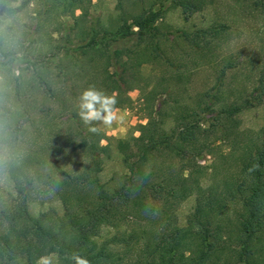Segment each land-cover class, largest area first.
Instances as JSON below:
<instances>
[{
	"label": "rangeland",
	"instance_id": "obj_1",
	"mask_svg": "<svg viewBox=\"0 0 264 264\" xmlns=\"http://www.w3.org/2000/svg\"><path fill=\"white\" fill-rule=\"evenodd\" d=\"M5 4L0 1V212L23 193L32 214L64 215L66 204L52 177L61 179L64 171L77 178L92 162L90 152L79 145L87 130H98L104 136L100 146H108V151H98L100 183L107 189L119 186L128 169L118 140L134 144L153 103L167 133L176 126L174 112L184 114L185 107L207 130L202 138L209 153L200 161L206 166L200 175L206 190L222 193L238 179L244 151L231 147L223 130L226 126L232 133L235 127L248 141L264 127V0H84L85 12L75 8L73 14L53 10L51 0ZM143 9L162 12L157 21L163 52L159 62L145 63L141 72L134 67L124 72V59L115 51L137 47V35L106 39L96 50L80 46L92 27L102 37L118 27L122 15L131 20ZM76 16H81L79 24ZM108 71L126 79L125 93L116 98L119 119L110 126L85 124L78 108L84 89L95 86L117 94L105 79ZM143 86L157 91L150 96ZM235 103L242 107L233 117L223 112ZM190 158L161 152L152 165L159 179L170 167L178 171L192 165ZM82 188L70 191L79 192L84 202L96 197L97 185ZM197 198L194 193L175 207L172 215L180 226L188 225ZM72 203L73 208L80 205L79 200ZM241 210L239 202L231 201L216 219L232 228ZM117 215L112 225L101 228L99 239L124 237L113 248L117 264H130L142 255V231H158L162 222H150L149 213ZM154 215L156 219L160 212ZM6 229L7 222L0 219V232Z\"/></svg>",
	"mask_w": 264,
	"mask_h": 264
},
{
	"label": "trees",
	"instance_id": "obj_2",
	"mask_svg": "<svg viewBox=\"0 0 264 264\" xmlns=\"http://www.w3.org/2000/svg\"><path fill=\"white\" fill-rule=\"evenodd\" d=\"M0 1L6 6V0ZM51 1L53 10L61 9L63 13L73 14L75 8H82L84 12L87 9L82 6L84 0ZM161 14V10L143 9L133 14L131 20L122 15L118 27L105 31L102 37L101 31L92 27L85 33L87 42L80 46L96 50L106 39L118 41L137 35V47L118 49L115 55L124 59L125 73L130 67L141 72L145 63L162 59L160 27L157 25ZM80 18L76 16L77 24ZM65 53L69 54V49ZM105 79L111 84V92H117L116 98L125 93L122 83H126V79L119 76L118 71H108ZM145 86L142 88L145 94L156 93V86L150 90ZM241 107L235 103L223 112L233 117ZM150 108L148 122L140 126V135L133 137L134 144L130 140H118L128 169L119 186L107 189L100 183L103 163L98 151L106 152L108 146H100L104 136L98 130H87L79 145L90 152L92 162L85 164V171L77 178L64 171L61 179L52 177V185L62 193L66 204L64 215L60 216L56 211L32 214L23 193L21 199L2 208L0 219L7 222V229L0 232V264H37L40 256L50 253L58 255V264H73L70 259L73 253L86 257L89 264H117L113 245L125 238H99L101 228L112 225L118 213L136 217L149 213L152 215L147 217L150 222H162L158 231H142V255L130 264H264V127L253 137L249 136L248 141H244L246 138H242L239 129L234 127L231 133L224 127V138L232 139L233 148L242 146L244 153L238 179L218 193L214 188L206 190L200 181L202 170L206 168L200 161L209 150L202 138L207 130L199 120L193 121L194 110L185 107L184 114L174 112L176 126L172 133H167L154 103ZM94 135L97 139L91 140ZM161 152L182 159L190 156L194 162L184 164L178 171L170 167L167 174L165 172L166 175L158 179L152 160ZM85 183L98 186L92 201L84 202L79 192L70 191L83 189ZM194 193L198 196L196 208L188 218V225L182 227L174 219L173 211ZM75 200H79L80 205L73 208L71 205ZM231 201L242 206L232 228L216 219ZM158 202L160 206H157ZM156 210L160 216L154 219Z\"/></svg>",
	"mask_w": 264,
	"mask_h": 264
},
{
	"label": "clouds",
	"instance_id": "obj_3",
	"mask_svg": "<svg viewBox=\"0 0 264 264\" xmlns=\"http://www.w3.org/2000/svg\"><path fill=\"white\" fill-rule=\"evenodd\" d=\"M116 104V97L108 94L106 90L95 86L88 87L79 96V115L85 124L100 122L110 126L119 119L115 110ZM70 259L73 264H89L88 259L79 253H73ZM37 264H58V257L52 253L42 255L38 258Z\"/></svg>",
	"mask_w": 264,
	"mask_h": 264
}]
</instances>
